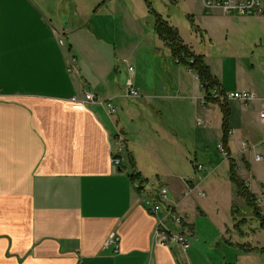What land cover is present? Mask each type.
Segmentation results:
<instances>
[{
	"label": "crops",
	"instance_id": "0c3cea01",
	"mask_svg": "<svg viewBox=\"0 0 264 264\" xmlns=\"http://www.w3.org/2000/svg\"><path fill=\"white\" fill-rule=\"evenodd\" d=\"M113 2L117 0H109ZM57 4L59 0H0V264H182L178 256L181 252L152 245L156 220L142 202L161 187L169 188L186 235L192 224L181 202L196 190V196L203 200L207 196L203 183L208 176L199 178L194 174L185 179L177 172L134 169L138 165L133 150L138 144L128 142L119 119L102 107L81 106L74 101L90 91L99 99H113L115 104L119 93L114 82L99 77L100 81L91 86L86 74L80 78L78 74L77 79L69 72L71 59L79 62L81 57L73 53L78 46L75 41L69 43L67 35L72 39L81 27L78 24L69 28V23L58 16ZM201 7L203 11L202 3ZM89 23L87 19L84 27ZM209 68L226 92L217 71ZM235 69L240 73L236 64ZM248 82L244 79L242 83L247 86L239 85L233 92H253L257 100L248 104L228 101V149L232 160L236 164L239 160L247 171L241 176L237 164V173L259 200L258 207L264 214V168L257 172L253 167V162L260 163L254 160L256 154L264 159V124L258 117L264 92ZM195 83L196 94L192 96L201 102L204 94L198 81ZM157 93L147 97H170L167 90ZM210 105L213 110L204 114L207 118L200 125L203 130L198 132L199 150L211 132L209 115L216 113L217 104L204 107ZM221 120L216 127L220 129V140ZM158 131L163 138L173 137L170 129ZM117 134L125 145L117 155L120 163L115 166L112 152ZM144 135L148 140L138 147L147 150L145 145L152 144L151 133ZM242 141L248 146L246 151L241 150ZM174 152L186 153L181 148ZM124 162L132 172L123 169ZM133 173L144 179L140 192L128 177ZM153 181L158 182L157 188ZM231 192L230 208L236 202L232 185ZM200 193H204L203 198ZM237 199L246 207L243 200ZM246 218L252 219L251 214ZM231 219L235 221L236 216ZM111 235L118 241L106 245ZM261 236L264 238V234ZM247 237L245 233L238 244L247 245Z\"/></svg>",
	"mask_w": 264,
	"mask_h": 264
},
{
	"label": "rangeland",
	"instance_id": "374dc122",
	"mask_svg": "<svg viewBox=\"0 0 264 264\" xmlns=\"http://www.w3.org/2000/svg\"><path fill=\"white\" fill-rule=\"evenodd\" d=\"M177 1L149 0L150 8L177 29L185 44L205 56V62L211 70L217 71L226 92H233L234 88L243 85L244 79L264 92V14L243 17L221 16L217 12L206 14L200 0ZM55 8L58 16L64 18L67 25L69 23V28L78 24L81 27L79 32L72 34V39L67 35L69 43L75 41L78 46V51L73 50V53L81 57L80 64L76 58L74 64L79 78L86 74L91 86L100 81L99 77L111 84L114 82L119 93V99L114 102L117 105L114 118L117 117L119 126L125 128L128 142L143 146L148 140L144 133H151L152 144L145 145L147 150L134 147L138 165L134 169L177 172L185 179L194 174L199 178L205 174L208 176L203 183L202 189L207 193L203 200L196 196L199 192L196 190V194L181 202V208L185 209L192 224L191 232L186 233L188 247L178 255L182 264H264V238L261 236L264 233L258 231L259 225L254 219L246 218L251 211L246 210L236 197L238 212L234 215L236 220L231 219L229 195L232 194V184L228 163L217 151L220 129L218 133L216 127L219 128L222 114L214 105L216 113L209 115L211 132L199 150L198 132L203 130L200 125L207 118L204 114L213 110L212 105L207 108L200 100H194L192 95L196 94L197 75L172 61L169 50L154 33L153 17L149 15L144 0H117L113 3L109 0H72V3L59 0ZM191 16L193 24L202 30V36L192 27ZM87 19L90 23L84 27ZM128 67L134 70L132 82L139 93L136 99L122 96L129 79ZM78 74L73 72L77 79ZM165 90L170 97L163 100L147 97ZM198 120L202 123L199 124ZM158 128L165 132L170 129L173 137L159 136ZM128 146L132 145L128 143ZM178 148L183 149L185 155L179 153ZM232 148L235 150L233 143ZM126 152L124 150V154ZM239 162L237 171L244 177L247 171ZM196 166L202 169L197 171ZM253 167L257 172L262 170L264 159L260 163L253 162ZM123 169L132 172L127 162L123 163ZM153 184L158 187L157 181ZM151 186L152 182H149L148 187ZM253 190L256 191L255 186ZM261 206L264 211V197ZM245 233L250 242L238 244L243 242L241 237ZM258 246L263 247L259 249ZM244 249L256 251L246 252Z\"/></svg>",
	"mask_w": 264,
	"mask_h": 264
},
{
	"label": "built area",
	"instance_id": "2783aa9c",
	"mask_svg": "<svg viewBox=\"0 0 264 264\" xmlns=\"http://www.w3.org/2000/svg\"><path fill=\"white\" fill-rule=\"evenodd\" d=\"M203 9L207 14H212L213 12H220L223 16L237 15L240 17L251 16V15H262L264 14V0H200ZM76 63L75 58L71 59L69 66V72H75L78 74V70L75 69L74 64ZM134 70L132 67H128L129 75L133 74ZM125 98L136 99L139 98L138 91L133 87L130 78L126 81L124 86ZM211 98L218 100L219 102L228 101H238L242 104H247L248 102L256 101L257 96L253 92L249 91H236V92H223L219 94L218 92H212ZM78 105L81 106H99L104 108L110 116L116 114L117 108L113 104V99L102 100L96 97L90 91H85L82 95L74 100ZM207 100L202 98L201 105L206 106ZM259 121L264 124V104L263 108L259 113ZM198 123L202 122L198 120ZM115 149L112 152V162L113 165L117 166L120 163L117 155L124 148V139L120 134H117L115 138ZM240 147L242 151H246L248 146L245 142H240ZM217 151L228 159V155L224 150V147L219 142L217 145ZM256 162H261L263 157L260 154L254 156ZM202 168L196 166V170L200 171ZM185 184L189 183V180L184 181ZM186 196V194H185ZM203 198L204 193H200ZM259 202V200H257ZM143 206L155 217V227L152 232V245L153 246H163L170 248V250L179 251L183 253L188 247L187 236L183 233V218L176 210V207L171 203L170 192L166 187H161L154 196H149L144 198ZM118 238L111 235L107 240L106 245L109 243H117Z\"/></svg>",
	"mask_w": 264,
	"mask_h": 264
},
{
	"label": "trees",
	"instance_id": "16d2710c",
	"mask_svg": "<svg viewBox=\"0 0 264 264\" xmlns=\"http://www.w3.org/2000/svg\"><path fill=\"white\" fill-rule=\"evenodd\" d=\"M144 2L146 3L149 15L153 17L154 33L169 50L172 61L181 65L188 71L195 73L197 75L200 89L203 91L204 99L207 100V103H214L219 106L222 114L220 143L228 155L229 179L233 186V194L235 197L244 201L246 207L251 211L250 214L252 219H254L258 223L259 228L264 231V214L258 207L257 198L248 190V187L237 173V164L232 160L228 149V137L230 134V128L228 125L230 110L228 108V102H219L210 97L212 92H218L221 95L223 94L224 91L221 88L220 82L212 75L209 66L205 63V56L202 53H196L192 47L185 44L177 29L165 20L157 11L150 8L151 4L149 0H144ZM177 2V0H174V3ZM189 18L195 32L200 33V36H202V30L193 24V17L191 16ZM128 177L133 184L136 183L135 189L137 192H140L143 189L142 185L144 179H141L139 174L134 173L130 174ZM237 212L238 209L232 204L231 216L236 215ZM241 221L243 222L244 219Z\"/></svg>",
	"mask_w": 264,
	"mask_h": 264
}]
</instances>
